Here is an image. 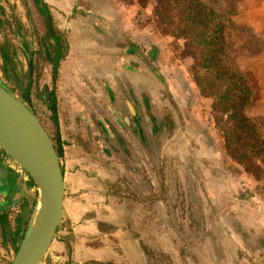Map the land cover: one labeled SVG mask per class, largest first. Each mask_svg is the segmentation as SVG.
<instances>
[{"label": "crops", "instance_id": "1", "mask_svg": "<svg viewBox=\"0 0 264 264\" xmlns=\"http://www.w3.org/2000/svg\"><path fill=\"white\" fill-rule=\"evenodd\" d=\"M22 1L0 0L2 18L26 25ZM45 1L49 6L56 1L52 14L68 41L55 77L48 75L51 71L46 68L43 84L53 92L56 103L55 133L64 152L65 189L69 179L74 193L70 200L72 217L82 218L81 229H96L98 235H102L99 229H118L111 235L115 240L122 229H133L139 240L135 254L142 259L145 245L169 256L174 264H264L263 193L239 198L232 183L221 181L219 190L212 185L208 188L210 195L204 204L197 202V195L193 200L185 177L186 203L178 208L171 203L173 194L178 196L174 189L181 181V172L187 169L188 153L195 148L188 150L183 143L188 144L187 137L192 142L197 138L210 142L208 136L216 135L213 121H206L197 112L200 106L209 105V99L203 98L189 80L184 90L172 88L167 78L173 98L168 100V111L155 118L158 97L152 63L149 71L132 54L131 47L100 44L99 29L92 40L74 39L72 32L83 33L87 26L86 20L78 18L83 15L76 10L78 1ZM102 26L106 28V24ZM156 120L160 131L154 128ZM162 135L166 137L159 139ZM247 184L240 182L241 187ZM66 202L65 195L64 221ZM87 242L85 246L77 241L68 244L66 262H102L106 251Z\"/></svg>", "mask_w": 264, "mask_h": 264}, {"label": "rangeland", "instance_id": "2", "mask_svg": "<svg viewBox=\"0 0 264 264\" xmlns=\"http://www.w3.org/2000/svg\"><path fill=\"white\" fill-rule=\"evenodd\" d=\"M76 1H78V6H83L87 9L88 15L85 13H82L83 15L80 16L78 15V18L86 20L87 26L83 33L74 30V32H72V37L74 39L80 41L83 38L92 40L96 37L95 33L97 29H99L102 32L98 33L100 44L127 45L131 47V52L134 56H136V52L146 54H144L145 57L150 64L152 63L154 68L155 95L158 97L156 100L157 104L154 108L155 118L163 115V112L166 113L168 111V100L173 98L169 92L167 78H170V86L175 89L185 90L184 87H187V80H189L192 85L195 84L191 66L192 60L185 51V43L177 38L178 36L176 34L171 33L161 25L159 19L161 9L158 0ZM202 1V3L222 15L231 13V18L234 20L235 26L228 35L230 52L236 57L239 70L250 75L251 83L254 88L251 105L245 109V113L250 117L261 118L264 123V0ZM50 3L53 5L51 7H56V1ZM98 18H100V20ZM107 23L110 24L107 25ZM102 24H106V28L102 26ZM100 34H103V38ZM104 35L108 37L106 38ZM123 50L124 52L126 51V49ZM152 53H154L155 56L153 59ZM21 58L24 59L23 56H21ZM137 59L150 71V67H148L145 62L138 56ZM45 68L46 65L43 66V69L38 68L39 70H36L35 77L37 85L31 88L29 100L38 114L45 118L43 123L55 138L56 133L53 123L50 118L46 117L45 110H43L46 109L49 113L46 107L47 104L42 101L40 97L44 90V86H41V82L44 80V75L46 76V74H44ZM170 68L173 69V72L169 71ZM41 70L43 71L41 72ZM0 71H3V59L1 57ZM160 72H162V74ZM48 75H50V73H48ZM259 80L262 86L260 88H258ZM186 92L192 96V91L190 89H187ZM211 106L212 101L209 102V105H203L197 108V112L203 115L206 121L210 119V122L211 120L213 121ZM183 112L184 114H188L189 110L184 109ZM206 121L205 123H207L209 127H212L214 124V129L217 131L216 135L212 137L210 135L208 136L210 142L202 141L198 138L194 139L192 142L190 141L192 138L187 137L188 144L185 142L183 143L184 148L187 147L188 150H190L191 146H195V148L190 150L192 151L191 153H188L186 160L187 169L182 171L178 178V180L181 181H179V184L177 183L174 189L178 196L174 197L175 194H173L171 199L172 205L178 208L186 203V192L188 191L187 183H190L189 186L192 188V193L194 194V198L189 196L190 200H192V198L194 200L197 195V202L201 200L200 202L203 201L204 204L206 203V195H210V190H208V188L212 185V188L214 187L216 190H219L218 184L221 181H225L229 184L232 183L234 185V194L239 198H245L243 195L248 196L254 194V192L264 194V175L257 170H251V172L245 171L243 167L239 166L237 157L230 155L226 157L227 154L222 148L223 144L221 146L219 145L221 141L224 143L221 132L214 122L213 124H209ZM196 127L200 130L198 126ZM160 173L162 174V172ZM185 177L188 178L187 183L185 182ZM216 177L217 179L215 180ZM20 179L22 181L24 180L23 183L28 184L29 178L24 172ZM240 182L249 183V185L247 184L249 188H247V186L241 187ZM25 184L22 185L23 189L20 191L21 196L30 197L35 195L33 192L35 188L30 192L28 185ZM66 186L67 216L65 220V229L58 234L57 241L44 261V264H56L57 261H66L68 258L67 245L69 244L71 246L74 241L79 242L81 246H85V242L88 241L87 244L90 243L98 248L104 249L107 254L102 259L103 262L113 261L116 264H145V260L142 259L140 255L138 256L135 254L136 247L138 246L137 241L139 240L133 229H122L118 233L119 238H116L117 240L112 236L104 237L98 235L96 229H90L89 231L88 229H81L83 225L82 218L72 217L70 200L74 193L69 179H66ZM202 192L203 194L201 195ZM208 201H210V199ZM215 202L216 201H214V203ZM34 208L35 205L32 211H29V218L30 216L32 218L33 215L31 214ZM73 225H75V231ZM177 226L183 229L182 225L178 224ZM115 232H118V230L116 229ZM8 250L9 249H7L5 253H3L4 251L0 252V255H2V257L0 256V264H11L10 262L12 260L6 261L3 259L4 256H8ZM56 257H59V260L56 259ZM79 262L80 261H78L77 264H79ZM171 264H174L172 260Z\"/></svg>", "mask_w": 264, "mask_h": 264}, {"label": "trees", "instance_id": "3", "mask_svg": "<svg viewBox=\"0 0 264 264\" xmlns=\"http://www.w3.org/2000/svg\"><path fill=\"white\" fill-rule=\"evenodd\" d=\"M158 1L161 25L185 43L196 87L212 101L213 122L224 138L223 151L237 157L245 171L264 175V123L245 113L254 88L250 75L239 70L230 52L228 35L235 26L231 13L222 15L202 0Z\"/></svg>", "mask_w": 264, "mask_h": 264}, {"label": "flooded vegetation", "instance_id": "4", "mask_svg": "<svg viewBox=\"0 0 264 264\" xmlns=\"http://www.w3.org/2000/svg\"><path fill=\"white\" fill-rule=\"evenodd\" d=\"M22 4L25 8L24 11L27 20L26 25L22 22H14L9 19L2 18L3 12L0 13V57L3 59V71H0V80L2 81V85L7 89H10L11 86L16 87L15 83H12V75L9 69V65H12L26 88L24 98L29 102L31 88L34 85H37L35 77L36 70L38 68L43 69V66L46 65V68H50V74L54 78L58 71L60 61L67 53L68 41L66 39V34L63 33L56 24L51 6H49L45 0H23ZM76 10L88 15L87 9L83 6H76ZM126 47L129 46H124V48ZM21 56H23L24 59H22ZM42 71L43 70H41V72ZM41 83V86H44V90L42 91V95H40V97L42 101L47 104L46 107L49 110L50 115L46 109L43 110H45L46 117L50 118L54 128H56L55 125H58V118L53 92L50 91L47 85H44L43 82ZM17 90L18 89H16V91ZM28 104L44 125L43 120L45 118L38 114L31 101ZM138 120L141 124V120ZM44 127L50 133L45 125ZM154 128L156 131L161 130V125L158 120H156ZM50 135L54 140L56 148L63 152L62 145L60 144L57 135L55 138L51 133ZM163 137L166 136H159V139H162ZM143 142H145L144 139ZM157 146L158 145L156 143V147ZM155 156L156 149H154V157ZM22 174L21 167L10 158L0 145V252L4 251L3 253H5L6 250L9 249L8 256L3 257L6 261L13 260L16 252L18 251L21 236L25 234L31 221V216L29 218V211H32L34 205V210L36 209L39 199V190L36 185L31 181V179H29L28 184L23 183L20 179ZM24 184L28 185L30 192H32L35 188V191H33L35 195H32L34 197L21 196L20 191L23 189L22 185ZM34 210L31 215H33ZM65 224L66 223L64 221L62 225L65 226ZM99 230H101V234L103 236L106 234L108 236H113L114 233H116V229ZM142 251L145 264H171L169 256L157 251L149 250L145 245H142ZM0 256L2 257V255ZM90 262L97 261H87L84 264H88ZM98 263L116 264L113 261H102ZM56 264L69 263L66 261H57Z\"/></svg>", "mask_w": 264, "mask_h": 264}, {"label": "water", "instance_id": "5", "mask_svg": "<svg viewBox=\"0 0 264 264\" xmlns=\"http://www.w3.org/2000/svg\"><path fill=\"white\" fill-rule=\"evenodd\" d=\"M135 55L152 68L144 54ZM9 69L16 87L7 89L0 80V145L39 190L37 207L11 264H43L64 220V154L25 100L26 88L12 65Z\"/></svg>", "mask_w": 264, "mask_h": 264}, {"label": "built area", "instance_id": "6", "mask_svg": "<svg viewBox=\"0 0 264 264\" xmlns=\"http://www.w3.org/2000/svg\"><path fill=\"white\" fill-rule=\"evenodd\" d=\"M15 169V168H14ZM21 173H23L22 169H21Z\"/></svg>", "mask_w": 264, "mask_h": 264}]
</instances>
